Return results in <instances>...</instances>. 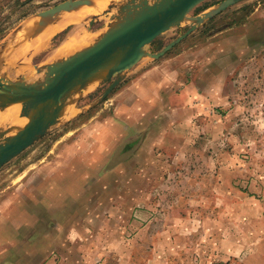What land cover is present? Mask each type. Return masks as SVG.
I'll use <instances>...</instances> for the list:
<instances>
[{
	"label": "rangeland",
	"instance_id": "1",
	"mask_svg": "<svg viewBox=\"0 0 264 264\" xmlns=\"http://www.w3.org/2000/svg\"><path fill=\"white\" fill-rule=\"evenodd\" d=\"M65 1L0 0V43L14 36L16 44L8 54L10 79L88 46L117 10L92 25L64 13L38 49L32 46L42 33L30 40L14 34ZM222 1L204 0L187 17ZM191 24L162 33L145 51L159 52ZM77 32L90 34L66 48ZM155 67H166L175 81L164 102L141 99L133 84ZM112 82L94 83L70 107L76 115L83 111L79 117L51 128L0 169V228L20 232L0 238V264L264 263V232L253 235L250 228L264 227V0L238 2L159 59L144 57L91 107ZM126 116L137 125L134 136L114 140L102 159L98 141L84 147L90 126ZM7 124L13 126L12 116ZM46 166L73 169L79 188L65 195L77 194L78 202L47 204L48 212L42 204L38 220L18 193L25 183L44 180ZM34 227L40 233L28 234ZM157 233L166 234L160 246Z\"/></svg>",
	"mask_w": 264,
	"mask_h": 264
},
{
	"label": "water",
	"instance_id": "2",
	"mask_svg": "<svg viewBox=\"0 0 264 264\" xmlns=\"http://www.w3.org/2000/svg\"><path fill=\"white\" fill-rule=\"evenodd\" d=\"M204 0H116L114 5L102 7L90 15V25L95 20L110 14L114 7L116 14L111 17L100 31L94 43L73 50L72 53L57 61L34 68L29 75L9 78L8 54L13 50L14 36L0 43V112L14 105L19 106L18 118L22 126L14 133L0 128V169L13 158L30 147L39 138L56 126L67 124L73 119H63L68 101L75 106L77 98H82L88 89L96 83L99 87L113 80L103 95V99L119 85L128 73L144 57L155 60L162 57L175 44L195 31L201 24L213 16L243 0H223L214 9L205 14L188 18V13ZM96 7L92 0H67L37 15V20L27 23L15 31L21 33L24 40L35 38L44 29L56 22L59 16L70 13L80 6ZM84 20V19H83ZM190 20L185 35L167 44L159 52L150 54L145 47L150 45L162 33L179 27ZM14 44V45H13ZM41 79H31L35 75Z\"/></svg>",
	"mask_w": 264,
	"mask_h": 264
},
{
	"label": "crops",
	"instance_id": "3",
	"mask_svg": "<svg viewBox=\"0 0 264 264\" xmlns=\"http://www.w3.org/2000/svg\"><path fill=\"white\" fill-rule=\"evenodd\" d=\"M79 17L81 18V16H79ZM79 17H77V18H79ZM52 28H53V25H51V27L49 28V31L47 30L48 32L46 30H44L42 35H41L42 38L40 37V40H38V42L40 41V43H43L42 40L44 39V37L46 35H48V33H50V30ZM44 32H45V34H44ZM35 43H34V45H35ZM42 45H40V46L42 47ZM38 47L35 49H38ZM41 47H39V48H41ZM33 48H34V46H33ZM164 68H166V67H163V68L162 67H155L153 69H149L147 71H144L142 74H140L133 81L134 86L137 85L138 88L140 89L139 95H140L141 99H144V98L147 99L149 97L150 98H159L162 102H164L166 99H168L167 97H169V95L171 96L172 90L175 87V81L172 78H170L169 74L164 72V70H163ZM164 75H166V76H164ZM184 92H185V89L182 91L181 96L183 95ZM135 109H140V107L137 106V107H135ZM183 111H184V109H183ZM9 118H11V116ZM120 119H121V122H118L114 118H110V120L105 119L102 122H96L97 124L90 126V128L86 132L87 135L85 137L86 140L84 142L85 143L84 147L85 148L90 147V146L93 147L94 145L93 144L91 145L89 141H94V140L98 141L99 147H100V144L102 145V150H101L102 155L100 157V159H102V157H104L107 154V150L110 151L109 146L112 145V142H114V140L126 139V138L131 137V135L134 136L135 131H137V125L135 124L134 119H130L127 116L124 119L123 118H120ZM154 120L156 121V119H154ZM145 122H143V124H145ZM151 122H153V121H151ZM4 129H7V127H5ZM100 129H102L101 134L99 136L95 137L94 136L95 131L100 130ZM101 137H103V138H101ZM71 145H69V146H71ZM141 146H142V143H140L138 147H141ZM152 146H154V144ZM72 147H70L71 149L69 148L68 150H72ZM89 161H90V163L91 162L94 163L95 161H97V159L94 161L93 159L90 158ZM72 170L73 169H70L69 167L67 169H60L59 171L58 170H55V171L51 170L50 171V167L48 168L47 166L42 168L41 171L44 173V177H45L44 180L43 179L38 180V182L37 181H30V182L22 185L23 191L18 193V196L20 197L19 200L21 201L22 207H27V205H29L32 210L35 209V210H33V211H35V214L38 213V215H36V218L38 220L39 219L41 220V219H43L42 216L40 215V211H41L40 207H42V204H44L43 209L46 212H48L47 204H55L56 205L58 203L61 205L64 202H68V200H70L72 203L73 197L75 198L74 201L77 203L78 202L77 201L78 200L77 194L74 196H72V195L69 196L68 194L65 195L66 194L65 189H67V188H71V189L72 188H74V189L79 188V184L73 180L74 176L71 173ZM66 172H69V173L66 174ZM10 204H12V203H9L8 207H6L7 209L10 208ZM52 211H54V210H52ZM47 218H48V216L45 219H47ZM50 218L59 219L62 217H60V216L58 217L57 215H54ZM4 220L0 219V222H3ZM259 226H261V224H259ZM250 228H251V232L253 235H256L259 233L261 234L262 232H264V227L263 228L258 227V229H255V227L252 226ZM37 231H38V233H40V229L34 227V229L29 231L28 234H32V233L35 234V232H37ZM9 234L10 235L20 234V232L17 231L15 233V232H11V230H9V229L0 228V238H3L5 235H9ZM157 234H158V245L160 246L161 245L160 243H162V241L160 242V237H163V239H164V236H166V234H164V233H162V234L157 233ZM263 258L264 257H261L262 260H263ZM126 264H136V263L128 262ZM262 264H264V263H262Z\"/></svg>",
	"mask_w": 264,
	"mask_h": 264
},
{
	"label": "bare ground",
	"instance_id": "4",
	"mask_svg": "<svg viewBox=\"0 0 264 264\" xmlns=\"http://www.w3.org/2000/svg\"><path fill=\"white\" fill-rule=\"evenodd\" d=\"M95 4H96V7H89V6H86V5H84V6H80L79 8H77L76 10H73L72 12H70L69 14H73L74 15V17L75 18H77V17H79V16H81V18L79 17V18H77L76 20H78V19H80V21H81V19H82V17H84V18H86L85 16H87V17H89L90 15H92V14H95V13H97V11H99L102 7H106V6H111V5H114V2L116 1V0H112V2H111V0H92ZM119 1H122V2H124L125 0H119ZM113 9H117L116 7H114ZM112 9V10H113ZM75 12H77V14H75ZM112 12V11H111ZM68 17V16H67ZM70 17V16H69ZM83 20V19H82ZM66 21V20H65ZM75 21V20H74ZM56 23H58V22H56ZM56 23H54V24H51V25H55ZM60 23H62V22H60ZM59 23V24H60ZM51 25H49V26H47L44 30H48L49 31V28L51 27ZM57 27H59V26H55V28H57ZM53 30H54V28H53ZM47 31V32H48ZM77 31V30H76ZM75 33V32H74ZM85 33V32H84ZM44 34H45V32H44ZM43 34V35H44ZM49 34V33H48ZM77 34H78V32H77ZM87 34H88V36H87ZM89 34L90 33H86L85 35L84 34H78V35H75V34H73L72 36H71V39H70V41H69V43H68V45L66 46V48H68V46L71 48V47H73L74 45H75V43L80 39V38H83L84 36H87V38L89 37ZM42 35V34H41ZM41 35H40V37H41ZM47 36V35H46ZM42 38V37H41ZM86 38V37H85ZM99 38V37H98ZM98 38H96L94 41H92L90 44H92V43H94L96 40H98ZM47 39V38H46ZM45 41V40H44ZM37 42H38V40H37ZM35 43V45H33L34 46V49L35 48H37L38 46L39 47H41L40 45H42L43 43H40V41L38 42V43ZM42 42H43V40H42ZM89 44V45H90ZM64 45V44H63ZM73 45V46H72ZM32 46V47H33ZM38 47V48H39ZM65 47V46H64ZM63 47V49H65ZM69 48V49H70ZM62 49V50H63ZM59 50H60V48H59ZM77 50V49H76ZM66 51V50H65ZM71 105H73L72 103H70L69 101H68V103H67V105H66V108H65V110H64V112H63V116H62V118L63 119H66V120H69V119H72V118H74L75 116H76V111H74V109L73 108H70L71 107ZM18 112H19V106L18 105H14V106H11V107H9V108H6V109H4L2 112H0V128H5V125L7 124V121H8V119H9V117L10 116H12V123H13V126H9V127H7V129L6 130H8V132H10V133H14V132H16L21 126H22V124H23V121L21 120V119H19L18 118ZM17 115V116H16ZM8 125V124H7Z\"/></svg>",
	"mask_w": 264,
	"mask_h": 264
}]
</instances>
